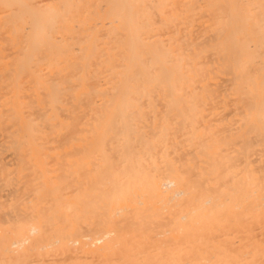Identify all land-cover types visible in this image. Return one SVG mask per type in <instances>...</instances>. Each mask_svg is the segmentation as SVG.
<instances>
[{
	"label": "bare ground",
	"instance_id": "obj_1",
	"mask_svg": "<svg viewBox=\"0 0 264 264\" xmlns=\"http://www.w3.org/2000/svg\"><path fill=\"white\" fill-rule=\"evenodd\" d=\"M0 264H264V0H0Z\"/></svg>",
	"mask_w": 264,
	"mask_h": 264
}]
</instances>
